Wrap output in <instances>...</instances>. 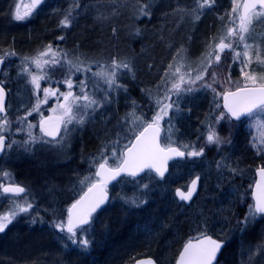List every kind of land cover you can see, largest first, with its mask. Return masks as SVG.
<instances>
[{"label": "rangeland", "instance_id": "obj_1", "mask_svg": "<svg viewBox=\"0 0 264 264\" xmlns=\"http://www.w3.org/2000/svg\"><path fill=\"white\" fill-rule=\"evenodd\" d=\"M1 1L4 3V5H0L3 11H5L2 17L4 19V23L13 29L15 28L14 31L16 30L20 33H26L27 36H29L27 40L31 38L33 32L40 31L37 30V26H44L45 29L43 28V31H52V33L53 30H67L68 28L70 30L72 29L74 32L76 31L73 30V28L75 29L76 26H71L75 20V17H73L72 23L69 27L63 28L59 25L60 21L70 9L72 10L73 15L74 12L81 7L80 0H46L44 5L39 10H36L31 18L23 22H17L13 20L12 16L15 12V6L16 4L23 5L30 3V0ZM167 1L166 2L169 4L170 0ZM184 1L187 2V0ZM174 2L175 1H173V3ZM177 2H179V0ZM77 4L79 7H76ZM187 5V9L194 7L193 0H188ZM214 7L218 8V12L213 14L217 23L215 27L212 28H210L207 24L205 29L206 35H204L203 44L199 47L192 44L191 51L187 50L188 48L186 44H182L180 46L178 45V49L174 50L171 58L169 60L167 59V63L165 62L164 66L160 69L162 72V77L164 76L165 71H169L168 65L172 63L175 66L180 61L181 57H184L185 64V67L182 69V71L187 72L189 68H191L193 70L192 76L194 77L196 75L195 70L202 66V53H206L209 42L211 41L214 45L215 43L219 42V38L221 36L226 34L227 26L223 24V20L220 19V17L225 15L228 16V13L231 12V0H216L214 6L211 9H205L203 15H201L200 19L197 21H193L192 17L185 14V12L184 15H180L179 17L177 16L176 18V30H179L180 35H184L186 41L189 42L191 40V34H198V31L194 30H197L198 27L204 25L205 21L209 19V15L207 14L211 12ZM109 9L112 11L111 8ZM140 9L141 7H138L133 16L132 10L129 6V8H127V17L121 16L120 20L116 17H112L108 24H105L109 20L107 14L102 12L99 14V11H97L94 15V21L96 24H100L98 26L99 28H101L100 26L104 25L105 29L102 30H106L108 29L109 25H113V27L109 28V33L112 34L110 37L113 41L119 39L120 36L123 37L126 33L127 36L131 38L133 24L129 27L128 24L124 25L121 32H119L121 34L120 36L116 33L117 29L114 27V25H121L120 22L123 21V18L124 20L125 18L129 20L131 19L130 21H132L134 17L139 19L141 15ZM123 10H125L124 6ZM21 11H23V7L21 8ZM113 12H115V10ZM203 19L205 21L199 26V21ZM80 23L83 25H79V28H83L84 26H92V24L95 25L91 19L88 20L84 16ZM48 32L45 39H30L28 42H21L22 44L20 45L15 40L5 41L2 39V37H0V56L4 55L6 51H14L16 53V55L9 56L5 59L6 66L4 67L1 74L2 82L7 87L6 90L8 89L7 118L10 123L8 129L0 132V135L4 134L9 136L11 147H8L6 156L0 161V173H9L11 181L14 182L15 185L25 187L27 199L33 204V208L30 209L28 213H20L16 219L13 220V222L21 221L33 225L35 223H45L43 213L50 216L52 223L59 220L66 221V212H63L65 207L64 203L69 198H74L77 195H80L83 189L87 187V185L81 184L80 181L83 179V177L94 174L93 172L96 167H90L93 158H98L100 156V150L106 145L111 148L113 146V142L117 139H119L120 143L115 145V147L122 148L124 145L129 143V140L133 138L132 133L129 131V128L132 127V117L129 114L132 113L134 109L132 107L131 109L119 112L116 105L117 101L112 96L114 94L113 92L109 93L111 98L110 103H106L104 106L97 108L95 112H92V110L89 109L90 115L85 118V124L82 127L77 126L75 130L65 136L63 140L60 138L56 142H50L37 132L36 128L38 122L41 119V113L44 116L47 111H50L51 108H55L57 106L58 101L56 97H50L46 104H41L40 112H32L31 115H28V112L32 110V106L36 103L37 94L32 90V85L28 82L30 77L23 71V69L27 68L33 73L39 70L36 69L35 66L30 62L25 61L24 57L34 56L38 52L43 51L47 45L51 44L54 49L62 50L63 53H67V59L72 60L73 63H79L80 61H83L84 67H90L92 71L88 73H77L74 69L72 70L73 74L71 78L74 82L73 92L77 93L79 91L78 87L75 85H78L79 81L83 79L87 83L85 91L90 93L95 92L97 99L103 97L104 91L107 89V85L104 83L103 79L93 76L92 73L100 71L101 66H103L105 71H111L110 65L113 58H115L117 61H123L127 63L129 61L124 56L121 58H117L114 55L105 56V52H101L99 49H97V52L94 54H90L94 52L91 51L94 49V47L87 44H90L92 41L88 36V39L86 37V40H81L82 43L80 44L79 39L74 41L76 36L73 38L71 35L72 33H69L67 37L65 36L64 40H59L57 37L60 36H57L53 39V35L51 38V34H48ZM89 32H93V30H89ZM195 38L196 35H192L193 43H195ZM54 41L61 42L53 45L52 42ZM182 41L183 40L181 39V42ZM247 42L253 44L254 46L259 45L261 57L264 58V20L253 25L252 30L249 34H247ZM92 44L98 45L99 43L95 42L94 44L93 42ZM103 50H105V48ZM178 50H180L179 55H177ZM240 50L243 51L242 48ZM255 51L256 48L253 47V58ZM190 52L192 53L189 54ZM173 57H176V60H173ZM251 69L255 70L257 73L264 72V65L253 63L251 65ZM45 70L49 72L51 80L41 81L42 88L48 87L51 84L53 88H59L61 92L67 91V86L65 84L56 83L57 81L63 80L67 76V64H64L63 68L57 66V70L54 73L48 69L47 66ZM122 71L127 70L119 69L118 73ZM212 71H215L221 80L226 78L229 74L233 80L242 79L240 75V65L232 63V54L229 50H226L221 54V61L218 65L214 64L209 70V74L205 76L206 80L209 79ZM4 73L7 75H4ZM165 79L169 82L166 85L161 82L160 87L155 89V97L153 98L154 102L156 97H163L166 87H171L170 81L175 78L171 77V72H169V77ZM199 83L200 82H198V84ZM198 84L192 85V87H198ZM216 87L219 90V86L217 85ZM122 90L124 89L114 92L118 93ZM39 95L41 98H43V93H39ZM172 95L173 99H176L175 94L173 93ZM201 97L205 98L202 99L204 100L205 109L203 106H199L198 100ZM51 100L56 102V106L51 107L49 104ZM219 100L220 98L217 99V102H219ZM179 104L180 108L182 109L181 114H189L192 109L197 108L199 110L197 111V114L200 115V119L196 125L191 126L192 124H187L183 126V129H177L176 122L181 121L183 117H180V114L178 117L174 118L172 120V129L170 133L171 139L174 141L173 146L179 147L181 144H189L195 145L196 149L199 150V148L205 144L204 137L201 135V133L205 130L207 118L209 116L210 110L214 106L213 93L210 90H200L193 93L184 94L179 98ZM136 110L137 108L135 107L136 115H141L138 114ZM48 113L52 112L50 111ZM143 115L146 118L145 114ZM171 115L172 113L170 112V116ZM24 117H26V119H21ZM111 118H113V122L109 124ZM167 120L168 117H165L164 120L161 121V127L164 129V136L161 142L162 144L166 142L165 137L169 134L166 132V129L168 128ZM29 123L36 125V127L31 129L33 136L42 137V140L36 143L29 142L28 144H25L26 141H29ZM219 131L222 135H224L227 132V128L224 125H221L219 127ZM236 134L240 136L239 141H241V146L243 145L244 149L246 148L248 152L255 156V158H259L257 165L252 167L251 164H247L243 157L240 156L239 152L242 148L239 147L237 149L238 141L235 140ZM195 136L203 137L202 144L199 145L198 139L194 138ZM258 136L259 134L256 128V121L253 120L249 122L247 119H244L240 122H234V128L231 137L232 143L230 145H223V157L226 158V160H223V163H227L231 167L242 170V174L240 175H234L226 169H223V174L221 175V170L217 169V165H215L216 171L212 174L213 171L208 163L210 162L208 161L209 157L205 156L206 154L212 153L210 148H214L216 150L213 152L214 156L219 155L221 148L217 150L216 146L214 145L206 146L204 149V155L202 157H196L197 163L202 162V164L196 166L197 176L203 180L202 184L198 183L197 186L202 185V188H204L202 199L206 203L204 205L201 203L202 205L200 207L199 205L192 206L191 212H189L190 217H188L185 213V216H183L185 218H182L188 220L187 225H189V227L192 226L194 231L205 232L208 230L209 232L213 233L222 232L226 231V229L223 230V228L227 227L226 223L228 224L231 219L233 220V224L237 223L240 218V214L242 215L243 219L244 215L248 211L247 206L252 203L250 198L251 188L249 185H252L253 182V171L256 168L261 167L264 163V154L257 155L256 149H254L250 143V141H253V137L258 138ZM195 139H197V141H195ZM44 141H48V143H45ZM26 148L28 150H26ZM180 150L187 152L190 151L191 148H180ZM75 154L79 156L78 162H84L85 165L82 171L81 169L75 168V170L72 171V177L70 175L71 179H68V175L65 177L63 176L68 170L67 166L69 164L67 165V163L74 159ZM105 155L110 156V151L106 152ZM188 160L189 156L185 161L188 162ZM185 165L186 164L184 163L177 162L169 173L168 178L163 181L161 180L162 183L159 181V179L157 181H153L150 180V177L143 176L141 179V187L149 197V200L153 199V201H155L156 197H159L162 200L166 198L171 200L172 198L174 204L180 206L182 202L178 201L176 190H186V188L183 187L188 185L192 180V178H187L186 181H183L184 176H186L187 173H183L182 171L188 170L187 168L183 170L182 167ZM201 165H204V167L200 171ZM56 166H63L64 174L62 173L63 171H60L61 168H58L57 172L54 168ZM30 169H34L39 172V177H41L40 181L33 179V171H30ZM71 169L72 168L70 167V170ZM61 175L62 179L59 178ZM56 178L60 179L58 183L55 182ZM0 183L8 186L9 179L4 178L3 180H0ZM143 184L147 185V187L145 188ZM122 185L125 186L126 184L119 182L110 188L109 193L112 195V200L117 197L118 192L121 191L120 188ZM222 185L223 205L220 203L222 200H220L221 196L219 194L222 192ZM132 187V185L127 184L126 188L129 189ZM41 189H43L44 192ZM14 200L23 203V200H20L19 197L6 198L5 196H0V214L10 209L13 206ZM33 220L36 222L32 223ZM255 224L256 222L249 224L247 229L245 228L243 231H241L239 243L241 240L243 241L247 239L248 230H250L251 226ZM86 228L88 231L84 233H80V231H78V239L86 238L90 240L91 229L90 227ZM253 245H245L244 247L241 244L239 257L245 259V262L241 261V264L248 263L250 260V263L252 264H261V260L263 258V254L261 253L264 250V239L259 240Z\"/></svg>", "mask_w": 264, "mask_h": 264}, {"label": "snow or ice", "instance_id": "obj_2", "mask_svg": "<svg viewBox=\"0 0 264 264\" xmlns=\"http://www.w3.org/2000/svg\"><path fill=\"white\" fill-rule=\"evenodd\" d=\"M45 0H30L27 4H16L15 12L12 16L13 20L23 22L32 17L40 5ZM194 7L191 9H178L190 15L193 21L200 19L205 9H211L216 0H193ZM231 12L228 13V18L231 26H227L226 34L219 38V42L213 43L210 41L207 45L206 53H202L203 60L201 67L196 69V75L192 76V69L187 72L182 71L185 67L184 57L174 66L172 63L168 65V70L161 77L162 83L167 84L169 81L165 78L169 77L171 72L172 79L171 87H166L163 97L155 98L156 111L150 119H146L143 114L136 115V102L133 101V112L129 115L132 117V127L129 131L133 138L129 143L122 148H117L115 145L120 143L119 139L113 142V146L109 148L107 145L100 150V156L94 157L91 166L96 167V171L91 176H85L80 183L87 185V191L83 192L78 200L71 204L67 209V219L54 221L52 227L59 232H67V239L72 244H78L81 248L87 249L90 245V240L86 238L78 239V231L84 233L88 231L84 226L90 225L93 213H95L108 200V184L116 180L118 177L130 176L137 177L146 169L155 171L161 178L164 177L167 171V161L174 156L184 157H202L206 146H216L217 150L223 145L232 143V133L234 122H240L247 119L249 122L255 120L258 131V138L253 137L250 141L251 146L256 149L257 155L264 154V72L257 73L251 69V65L256 63L264 65V58L261 57L259 45H253L247 42V34L250 33L254 24L264 20V0H231ZM23 7V11L21 8ZM76 7H79L77 4ZM150 5L141 7L140 12L143 16H149L150 13L145 10ZM234 14V15H233ZM224 19V17H220ZM73 20L72 10L70 9L64 18L60 21V27L67 28ZM63 40L64 37H57ZM214 39V38H213ZM253 47L256 48L253 58ZM243 49L241 51L240 49ZM229 50L232 54V63L240 65L241 80H233L229 74L221 80L215 71L211 72L209 79L205 76L209 74V70L214 64H219L221 54ZM178 50L177 55H179ZM14 51H6L0 56V64L9 56H14ZM25 61L30 62L39 71L33 73L27 68L23 71L30 77L29 83L32 85V90L37 94L36 103L32 106V110L28 112H40L41 104H46L50 97L57 98V106L51 108L52 115L47 117L41 113L39 121V130L44 137L55 139L60 136L61 140L70 132L75 130L77 126L82 127L85 124V118L90 115L89 109L92 112L106 103L111 102L110 92L120 89L127 91L126 87L119 83L118 70L126 69L131 72L132 69L127 62L117 61L113 58L110 68L111 71H105L101 66L100 71L92 73L93 76L103 79L107 85L102 98L97 99L95 92L85 91L87 83L85 80H80L78 85L79 91L73 92L74 82L72 80L73 69L75 72L88 73L92 69L84 67L83 61L73 63L67 59V53L62 50L54 49L51 44L47 45L43 51L38 52L31 57H24ZM176 60V57H173ZM64 64L68 66L67 76L56 83H62L67 86V91L61 92L59 88H53L51 84L48 87H41V81L51 80L49 72L45 70L46 66L53 73L57 70V66L63 68ZM4 75H7L4 73ZM198 82H200L198 84ZM198 87H192L197 85ZM219 86V90L216 86ZM157 87H160L158 85ZM200 90H210L213 93V108L210 110L205 124V130L201 133L204 137L205 144L199 150L195 145L181 144L179 147L173 146L174 141L171 139L172 120L178 117L182 109L180 108L179 98L184 94L193 93ZM43 93V98L39 93ZM175 94L176 99H173ZM151 95V93H148ZM6 90L3 87V82L0 81V114H3L0 119V132L8 129L9 120L6 114L5 107ZM63 97V102H59V98ZM218 98H222L223 103L217 102ZM95 106V107H94ZM190 111V109H189ZM170 112L172 115L170 116ZM168 117L166 132L169 133L165 137V143H161V121ZM26 119V117L21 118ZM203 123V122H202ZM224 125L227 128L226 134L222 135L219 127ZM72 126V127H69ZM36 127L31 123L28 124L29 141L25 144L36 143L42 140V137L33 136L31 129ZM5 136L0 135V151L5 147ZM48 143V141H44ZM11 147V144L8 145ZM180 148L189 149L190 151H181ZM26 150H28L26 148ZM110 151L111 155H105ZM226 160L222 157V161ZM111 161V163H110ZM217 169H226L234 175L242 174V170L231 167L227 163L217 162ZM259 180L255 182L254 190L252 191L253 203L249 204L248 211L242 220L237 221L236 229L243 231L254 223L257 219H264V166L257 169ZM93 176L95 179H93ZM9 179V186L0 183V196L6 198L19 197L23 203L14 200L13 206L0 214V233H3L9 224L16 219L20 213H28L33 208V204L28 201L25 187L15 185L11 181L10 174L7 172L0 173V180ZM200 177L197 176L191 180L190 185L186 190L177 189L176 195L182 201H191L194 193H196ZM146 188L147 185H144ZM251 188L252 185H249ZM24 194V195H21ZM125 203H130L139 206L137 199L124 198ZM141 203L143 201H140ZM36 221L33 220L32 223ZM226 243L225 240L213 239L204 232L200 233L198 238L189 239L179 253L176 264H213L217 258V254L221 251ZM67 247V245H64ZM137 264H155V261L148 259L146 261H138Z\"/></svg>", "mask_w": 264, "mask_h": 264}, {"label": "trees", "instance_id": "obj_3", "mask_svg": "<svg viewBox=\"0 0 264 264\" xmlns=\"http://www.w3.org/2000/svg\"><path fill=\"white\" fill-rule=\"evenodd\" d=\"M166 1L80 0L81 7L74 12L73 17H75V20L71 25L72 27L76 26L75 29L73 28V30H76L75 32L68 28L67 30H53V33L52 31L50 33L42 30L44 26H37V30L40 31L33 32L30 39H45L47 32L51 34V38L53 35V39L57 36H63L65 39V36L67 37L69 33H72L73 38L76 36L74 41L79 39L80 44L82 43L81 40H86L87 36L92 40L90 44L87 43L89 46L94 47L91 50L94 52L90 54H94L99 49L101 52H105V56L114 55L117 58L124 56L129 60L128 64L132 68V72L122 71L118 73L120 84L124 85L127 89V91L122 90L118 93L113 92L112 96L117 101L118 111L131 109L133 107L132 103L135 101L137 113L145 114L146 119H150L156 111L153 100L155 97L154 92L157 89V85H160L162 82V72L160 69L180 45L186 44L188 48L186 49L189 51H191L192 44L198 47L202 45L204 35H206L205 29L207 24L212 28L217 23L213 14L218 12V8L214 7L207 14L209 15L208 20L205 21L203 19L199 21V26L204 21L205 23L203 26L198 27L197 30H194L198 31V34L192 33L191 40L187 42L185 36H181L179 30H176V18L177 16L184 15V12L178 11V9H187L188 0L187 2L184 0H179V2H177L178 0H170L169 4ZM173 1L175 2L173 3ZM0 5H4L1 0ZM144 5H150L149 8H145L150 13L149 16L140 15L139 19L134 17L132 21H130L131 19L125 18L124 20L123 18V21L120 22L121 25H114L117 29L116 33L120 36L119 32H121L124 25L128 24L129 27L133 24L131 38L126 33L123 37L120 36L119 39L113 41L110 37L112 34L109 33V28L113 27V25H109L108 29L102 30L105 29L104 25L99 28L100 24L98 25L94 21V15L97 11H99V14L101 12L107 14L109 20L105 24H108L112 17H116L119 20L121 16L127 17V8L129 6L134 16L137 8ZM123 6L125 10H123ZM114 10L115 12H113ZM4 12L0 7V37L5 41L15 40L19 45L22 44L21 42H28L30 39L27 40L29 36L26 33L14 31L15 28L13 29L4 23V19L2 18ZM83 16L88 20L91 19L95 25L92 24V26L79 28V25H83L80 23ZM226 16H223V24L231 26L229 18ZM89 30H93V32H89ZM192 35H196L195 43L192 41ZM181 39L183 40L182 42ZM60 42L54 41L52 43L56 45ZM93 42L94 44L95 42L99 44L93 45ZM104 48L105 50H103ZM3 85L5 84L3 83ZM149 92L151 95L148 94ZM202 99L205 98H199L198 103L199 106L205 108L204 100ZM197 111L199 110L194 108L189 114H181L180 117L183 118L181 121L176 122L177 129H183V126L187 124H192L191 126L196 125L200 119ZM110 115L112 116L111 113ZM112 122L113 118L110 119L109 124ZM194 138L198 139L199 145L202 144V136H195ZM235 140L238 141L237 149L239 147L242 148H240L242 152L240 151L239 153L247 164H251L252 167L257 165L259 158H255L246 148L244 149L243 145L241 146L239 135L236 134ZM210 154H213V152ZM74 156V159L67 163L69 165L65 174L63 166L54 167L57 172V169L61 168L60 171H63V177L68 175V179H71L73 175L72 171L75 168L82 171L85 165L84 162H78V155L75 154ZM213 156L210 157L211 160H213ZM208 161L210 160L208 159ZM200 164L202 162L198 163V166ZM262 166H264V163ZM70 167L72 168L71 170ZM30 171H33V179L37 181L41 180L38 171L34 169H30ZM144 176L150 177V180L153 181L158 180L151 173H147ZM61 177L62 175L59 178ZM59 178L55 179L56 183L60 180ZM141 179L142 177L139 179L123 177L118 181V183L121 182L126 185H122L121 191L118 192L115 199L112 200V195L110 194L107 206L92 217L91 223L88 226L91 229V243L88 250L81 248L78 244H72L67 239V232H59V230L54 229L50 216L43 213L45 220L43 224L35 223L33 225L15 221L9 224L3 233H0V264H133L141 258H152L157 264H173L183 243L195 232L192 226L189 227L187 225L188 220L182 219L185 218L183 216H185L187 208L183 206L178 208L168 198L162 200L156 197L155 201L153 199L149 200V197L142 190ZM127 184L133 187L128 189L126 188ZM41 190L43 191V189ZM78 196L65 201L64 213ZM125 197L137 199L139 206L125 203ZM140 201L143 202L141 203ZM241 219L242 215L240 214L239 220ZM255 222L256 224L248 230L247 239L241 240L240 243L241 231L236 229L237 223L233 224L232 219L228 224L226 223L227 227L223 228L227 232L213 233L208 230V232L205 231L206 234L216 239L226 241L217 264H241V261L245 262V259L239 257L241 244L244 247L245 245L252 246L259 240L264 239V219H257ZM199 232L202 231L195 233ZM64 245H67V247ZM261 254H263L261 264H264V250ZM250 261L243 264H252Z\"/></svg>", "mask_w": 264, "mask_h": 264}, {"label": "flooded vegetation", "instance_id": "obj_4", "mask_svg": "<svg viewBox=\"0 0 264 264\" xmlns=\"http://www.w3.org/2000/svg\"><path fill=\"white\" fill-rule=\"evenodd\" d=\"M63 1H65V0H63ZM45 2H46V0H45ZM44 2V3H45ZM44 3L42 4V5H40L39 6V8L37 9V10H39L43 5H44ZM6 66V63H4V65H3V68H2V71H3V69H4V67ZM1 74H2V72H1ZM0 81H2V78H1V76H0ZM3 87L5 88V90H6V86L5 85H3ZM8 90V89H7ZM6 90V91H7ZM42 93V92H41ZM7 94H8V92H7ZM59 100H60V102L62 103L63 102V98H59ZM219 103H221L222 104V98H220V100H219ZM50 105H51V107H53V106H56V102L54 101V100H51V102L49 103ZM205 109V108H204ZM48 112H50V111H47V113H45V117H47V116H49V115H52V113H48ZM1 119V118H0ZM38 125H39V122H38V124H37V132L38 133H40V135H42L43 136V134L38 130ZM162 128V127H161ZM163 132H164V129L162 128V133H161V142H162V138H163V136H164V134H163ZM4 135V134H3ZM5 136V138H6V140H7V142H6V145H5V152H4V154H3V156L1 157V159H0V161L2 160V159H4V157L6 156V154H7V152H8V145L11 143V141H10V138H9V136L8 135H4ZM46 140H48V141H50V142H56L57 140H59L61 137L59 136L56 140H50L48 137H44ZM195 141H197V139H195ZM199 142V141H198ZM197 143V142H196ZM175 147H177V146H175ZM211 149V151L212 152H215L216 150L214 149V148H210ZM182 151V150H181ZM213 156V154H206V156L205 157H209V160H210V162H208L209 163V165H210V167H211V169H212V174L216 171L215 170V165H217V162H221V163H223V161H222V157H223V146H221V150H220V152H219V155H217V156H213L214 158H213V160H211V158L210 157H212ZM186 158H188V156L187 155H185L183 158H181V159H179V160H176V161H174V162H171V163H169V165H168V173H167V175L164 177V178H159L158 177V179H159V181L161 182V180L163 181V180H166L167 178H168V176H169V173H170V170H172V168L174 167V165L177 163V162H180V163H184V164H186L184 167H182L183 168V170L184 169H188V170H184V171H182L183 173H187V175L186 176H184V180L183 181H186V179L188 178V179H191L192 178V180L193 179H195L196 177H197V167L196 166H198V163H197V161H196V157H189V160H188V162H186L185 160H186ZM203 167H204V165H201L200 166V171L203 169ZM256 169H258V168H256ZM256 169H254V171L256 170ZM254 171H253V182H252V186H253V183H254ZM221 173V175L223 174V169L220 171ZM196 173V174H195ZM94 179H95V177H94ZM202 182H203V180L202 179H200V181L198 182V183H201L202 184ZM162 183V182H161ZM190 185V182H189V184L188 185H185L183 188H186V186H189ZM9 186V185H8ZM110 188L111 187H108V192H109V190H110ZM203 189L204 188H202V185H199V186H197V190H196V193H194V195H193V198H192V200L191 201H182V200H180V198L177 196V198H178V201H181L182 202V204L180 205V206H177L178 208H180V207H186L187 209H186V214L190 217V213L189 212H191V209H192V206H194V205H199V207L203 204H205L206 202H204L203 201V199H202V194L204 193V191H203ZM251 189H252V187H251ZM251 189H250V198H251ZM110 194V193H109ZM220 194V196H221V199L220 200H222L220 203L223 205V185H222V192H220L219 193ZM171 201H172V204L173 205H175L174 204V202H173V199L171 198ZM202 203V204H201ZM191 207V208H190ZM190 208V209H189ZM97 214V213H96ZM93 217V216H92ZM66 218H67V216H66ZM92 220V219H91ZM196 232V231H195ZM195 232H193L194 234L193 235H191L190 237H188L187 238V240L183 243V245L189 240V239H191V238H198L199 236H200V232L199 233H195ZM205 233V232H204ZM206 235H208V236H211V235H209V234H206ZM211 237H213V236H211ZM214 238V237H213ZM216 239V238H215ZM183 245L181 246V248L183 247ZM181 248H180V250H181ZM180 250H179V252H180ZM179 252H178V254H179ZM222 252V251H221ZM178 254H177V256H178ZM177 258V257H176ZM219 259V258H218ZM176 260V259H175ZM175 262V261H174ZM218 262V261H217ZM217 262H216V264H217ZM174 264V263H173Z\"/></svg>", "mask_w": 264, "mask_h": 264}, {"label": "water", "instance_id": "obj_5", "mask_svg": "<svg viewBox=\"0 0 264 264\" xmlns=\"http://www.w3.org/2000/svg\"><path fill=\"white\" fill-rule=\"evenodd\" d=\"M4 63H5V60H4ZM4 63L3 64H0V76H1V72H2V68H3V65H4ZM6 103H7V93H6V97H5V107H6ZM222 103H223V101H222ZM7 113V112H6ZM3 116V114H0V117H2ZM38 130H39V127H38ZM40 131V130H39ZM162 133V132H161ZM59 137V136H58ZM58 137H56L55 139H53V138H51V137H48L50 140H56ZM6 142H7V140L5 139V145H6ZM4 150H5V147H4ZM4 150L3 151H0V158L2 157V155H3V153H4ZM181 158H183V157H178V156H174L172 159H170V160H168L167 161V171L165 172V174H164V177L167 175V173H168V165H169V163H171V162H174V161H176V160H179V159H181ZM96 171V170H95ZM148 172H151V173H153V174H155L156 176H158L156 173H155V171H150V170H145L144 172H142V173H140L137 177H135L134 179H137V178H140V177H142L145 173H148ZM122 177H130V176H121V177H118L116 180H114V181H111L109 184H108V187H111L113 184H115L120 178H122ZM159 178H161L160 176H158ZM163 177V178H164ZM130 178H133V177H130ZM257 180H259V176H258V174H257V169L254 171V183H253V186H252V189H251V199H252V191L254 190V186H255V182L257 181ZM85 191H87V188L83 191V192H85ZM83 192L80 194V196L83 194ZM22 195V194H21ZM80 196L76 199V200H78L79 198H80ZM108 200L105 202V204H103L95 213H93V216L96 214V213H98L99 211H101L103 208H105L106 206H107V204H108V202H109V199H110V194H109V192H108ZM75 200V201H76ZM74 201V202H75ZM73 202V203H74ZM252 203H253V200H252ZM71 206V205H70ZM69 206V207H70ZM68 207V208H69ZM66 216H67V213H66ZM67 219V218H66ZM91 223V222H90ZM87 226H89V225H86V226H84V227H87ZM213 238V237H212ZM213 239H215V238H213ZM184 246V245H183ZM224 248V246L222 247V249ZM182 249H183V247L181 248V250H180V252L182 251ZM222 249H221V251H222ZM221 251L217 254V258H216V260L213 262V264H216V262L218 261V258H219V256H220V253H221ZM179 252V253H180ZM178 257H179V254H178V256H177V258H176V260H175V262H174V264H176V262H177V259H178ZM148 259H151V260H153L152 258H141V259H138V260H136L133 264H137V262L138 261H146V260H148ZM154 261V260H153ZM155 264H157L156 262H155Z\"/></svg>", "mask_w": 264, "mask_h": 264}]
</instances>
